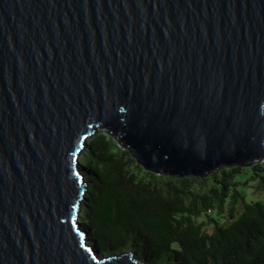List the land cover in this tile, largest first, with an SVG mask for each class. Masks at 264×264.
Here are the masks:
<instances>
[{"label":"water","instance_id":"water-1","mask_svg":"<svg viewBox=\"0 0 264 264\" xmlns=\"http://www.w3.org/2000/svg\"><path fill=\"white\" fill-rule=\"evenodd\" d=\"M100 128L146 170L264 158V0H0V264H144L78 221Z\"/></svg>","mask_w":264,"mask_h":264},{"label":"trees","instance_id":"trees-1","mask_svg":"<svg viewBox=\"0 0 264 264\" xmlns=\"http://www.w3.org/2000/svg\"><path fill=\"white\" fill-rule=\"evenodd\" d=\"M97 128L82 153L88 187L78 221L99 252H129L144 264H264V198L247 201L241 190L252 180L264 193V158L200 177L156 173Z\"/></svg>","mask_w":264,"mask_h":264},{"label":"rangeland","instance_id":"rangeland-1","mask_svg":"<svg viewBox=\"0 0 264 264\" xmlns=\"http://www.w3.org/2000/svg\"><path fill=\"white\" fill-rule=\"evenodd\" d=\"M97 130H98V128H96V132H97ZM93 134H95V133H93ZM89 138H90V136L86 138V142H87V140ZM86 150H87V148L84 149L83 152H85ZM79 161H80L81 165H84L87 162V159L84 156L82 157V154H80ZM243 176L244 177L247 176V173L242 174V177ZM255 183H256V181L248 180L245 183V185L241 186V190L244 193L247 201L261 200V199L264 198V193L257 190V188L254 185ZM81 211H82V204H81V210H80V212ZM211 214L213 215V213H211ZM202 219H203L202 217L201 218H198L197 221H201ZM220 221L223 222V223L227 222L228 221L227 220V216L225 214L222 215V218L220 219ZM100 254L106 255V254H108V252H106L105 250H101L100 251ZM166 263H167V261L164 258L162 260H156V261H154V264H166Z\"/></svg>","mask_w":264,"mask_h":264}]
</instances>
